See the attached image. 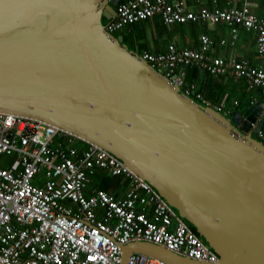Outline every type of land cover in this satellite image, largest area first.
Returning <instances> with one entry per match:
<instances>
[{
	"label": "water",
	"instance_id": "95a60500",
	"mask_svg": "<svg viewBox=\"0 0 264 264\" xmlns=\"http://www.w3.org/2000/svg\"><path fill=\"white\" fill-rule=\"evenodd\" d=\"M120 0H0V111L55 125L149 183L215 251L264 264L261 102L224 112L196 101L104 27ZM255 124V127H253ZM210 264L149 242L121 247Z\"/></svg>",
	"mask_w": 264,
	"mask_h": 264
},
{
	"label": "built area",
	"instance_id": "2783aa9c",
	"mask_svg": "<svg viewBox=\"0 0 264 264\" xmlns=\"http://www.w3.org/2000/svg\"><path fill=\"white\" fill-rule=\"evenodd\" d=\"M115 11L104 22L112 35L154 17L167 25L222 22L232 40L239 27L255 31L258 66L210 55L207 34L200 36L199 48L169 44L164 52L139 55L178 85L184 84L185 68L196 67L213 76L244 78L264 95V18L248 7L192 11L185 0H120ZM261 106L264 119V100ZM255 137L264 144V124ZM97 169L130 177L124 194L92 187L90 176ZM138 241L200 262L218 260L178 212L120 159L42 120L0 111V264H120L121 247ZM127 264L169 263L131 253Z\"/></svg>",
	"mask_w": 264,
	"mask_h": 264
},
{
	"label": "crops",
	"instance_id": "0c3cea01",
	"mask_svg": "<svg viewBox=\"0 0 264 264\" xmlns=\"http://www.w3.org/2000/svg\"><path fill=\"white\" fill-rule=\"evenodd\" d=\"M185 3L188 9L195 11L202 8L221 9L230 5L236 7L247 6L257 15H264V0H185ZM177 25L182 26L183 30L182 28H178ZM138 26L143 34L146 32V27L151 28L149 31L152 37L151 39L156 45L154 50L150 51V49L144 47L142 52H164L169 44H174L178 47L199 48L200 36L202 34H207L212 40V46L209 52L210 55L227 59H245L252 66H256L259 61L255 48V33L246 32L241 27H239L238 38L232 40L229 27L221 22L211 24L208 22L191 21L185 24L167 26L157 17H154L146 22L138 24ZM197 27H200L199 32L195 30ZM133 29L134 27H129L127 29V34L129 35L127 40H132V45L126 40L125 36L122 35L128 42L129 49L130 45L133 46L137 39L136 35L133 34ZM173 29H175L177 33L171 36L169 31ZM159 31L162 33L165 31L167 37V40H161V45H159V43L155 41L156 38H154V36L156 37V35H158ZM242 32H244L243 35ZM221 41L224 43L222 44ZM184 71V84L193 88L189 93H191L192 90L195 93L198 92L204 100L209 101L212 105L220 109L240 111L239 107L245 105L244 111L252 105V102L254 104V102H262L264 100V95L261 91H259L258 88H249L248 83L243 79H236L231 76H213L196 67H187ZM230 99H232V102H229ZM117 184L121 186V179Z\"/></svg>",
	"mask_w": 264,
	"mask_h": 264
},
{
	"label": "rangeland",
	"instance_id": "374dc122",
	"mask_svg": "<svg viewBox=\"0 0 264 264\" xmlns=\"http://www.w3.org/2000/svg\"><path fill=\"white\" fill-rule=\"evenodd\" d=\"M142 22L143 21H140V22L134 23L132 26H130V28L134 27L133 34L136 35V37H137V39L135 40L133 46H131L132 45V40H127L129 38V35L127 34V29L129 28V26L125 27V28H122L121 30H119L118 32L115 33V35H123V36H125L126 40L129 43H131L130 49L134 50L138 54H141V52L144 49V47L147 48V49H150V51L154 50L155 47H156V45L154 44V42L151 39L152 37H151V34L149 32L151 30V28L150 27H146V32L144 34L140 30L138 24H140ZM196 26H198V25H196ZM178 28H182V30H183L182 26H178ZM195 30H196V32H199L200 31V27H197ZM169 32H170L171 36H172V34H176L177 33V31L175 29H173V30H171ZM243 33L244 32H242V35H243ZM154 38L157 39V40L155 39V41H157L159 43V45H161V40H167V37L165 35V31H164V33L159 31L158 35H156V37L154 36ZM229 102H232V99H230ZM239 108H240V111H243V109L245 108V105H241V107H239ZM224 112H226V111L224 110ZM252 135L255 137V134H252Z\"/></svg>",
	"mask_w": 264,
	"mask_h": 264
},
{
	"label": "trees",
	"instance_id": "16d2710c",
	"mask_svg": "<svg viewBox=\"0 0 264 264\" xmlns=\"http://www.w3.org/2000/svg\"><path fill=\"white\" fill-rule=\"evenodd\" d=\"M146 21H148V20H146ZM146 21H143V22H146ZM259 91H261V90L259 89ZM120 179L122 181L121 186H119V184H117V182ZM90 180H91V186L92 187H95L96 189H103L105 191H108V192H110L112 194H116V195L124 194V192L127 189L128 184L130 183V177L126 178L124 175L110 176V174L108 173V171L106 169H104V170L97 169V171L93 175L90 176ZM190 227L193 229L192 226H190Z\"/></svg>",
	"mask_w": 264,
	"mask_h": 264
},
{
	"label": "bare ground",
	"instance_id": "6f19581e",
	"mask_svg": "<svg viewBox=\"0 0 264 264\" xmlns=\"http://www.w3.org/2000/svg\"><path fill=\"white\" fill-rule=\"evenodd\" d=\"M170 1V0H169ZM236 7V6H235ZM243 7H247V6H243ZM249 8V7H248ZM186 9L187 10H190V9H188L187 8V5H186ZM249 10L252 12V14H254L255 16H257V17H259V18H264V15H257L256 13H254L250 8H249ZM192 11H195V10H192ZM197 21H201V20H197ZM188 22H191V21H188ZM201 22H203V21H201ZM185 23H187V22H185ZM185 23H174V24H185ZM218 23V22H217ZM222 23V22H221ZM165 24V23H164ZM174 24H170V25H167V26H171V25H174ZM245 30V29H244ZM246 31V30H245ZM246 32H254L255 33V31H246ZM255 36H256V33H255ZM255 48H256V38H255ZM153 53V52H152ZM256 54H257V51H256ZM258 57V56H257ZM236 60V59H235ZM241 60H245V59H241ZM258 60H259V58H258ZM146 61V60H145ZM147 62V61H146ZM148 63V62H147ZM149 64V63H148ZM250 64V63H249ZM150 65V64H149ZM251 65V64H250ZM259 65V61H258V64L256 65V66H258ZM153 68V67H152ZM155 69V68H154ZM157 70V69H156ZM159 71V70H158ZM160 72V71H159ZM161 73V72H160ZM166 77V76H165ZM167 78V77H166ZM241 79H243V80H245L244 78H241ZM246 81V80H245ZM247 82V81H246ZM183 85H186V84H183ZM180 86H182V85H180ZM187 86V85H186ZM249 86V85H248ZM185 91H191L190 90V87H189V89H187V88H185L184 89V92ZM198 93H195L193 90H192V92L191 93H189L188 95H191L195 100H199L198 102H202V100H204L203 98H202V96L200 95V94H198L200 97H197L196 95H197ZM212 106H214V105H212ZM218 110H220V111H224L223 109H220V108H218ZM233 109H231V110H225L226 112H229V111H232ZM55 126V125H54ZM57 127V126H56ZM108 152V151H107ZM183 218V217H182ZM184 219V218H183ZM185 220V219H184ZM186 221V220H185ZM187 223H188V225L189 226H191L190 225V223L188 222V221H186ZM139 242V241H138ZM138 254V253H137ZM142 255H144V254H142ZM147 256V255H146ZM160 260V259H159ZM163 261V260H162ZM165 262V261H164ZM166 263H168V262H166ZM170 264V263H169Z\"/></svg>",
	"mask_w": 264,
	"mask_h": 264
},
{
	"label": "flooded vegetation",
	"instance_id": "af4514ba",
	"mask_svg": "<svg viewBox=\"0 0 264 264\" xmlns=\"http://www.w3.org/2000/svg\"><path fill=\"white\" fill-rule=\"evenodd\" d=\"M123 42L127 45V47L129 48V44L128 42L125 40V38L123 37Z\"/></svg>",
	"mask_w": 264,
	"mask_h": 264
},
{
	"label": "clouds",
	"instance_id": "9594fccd",
	"mask_svg": "<svg viewBox=\"0 0 264 264\" xmlns=\"http://www.w3.org/2000/svg\"><path fill=\"white\" fill-rule=\"evenodd\" d=\"M105 22V21H104ZM114 36H116V35H114ZM256 138V137H255Z\"/></svg>",
	"mask_w": 264,
	"mask_h": 264
}]
</instances>
